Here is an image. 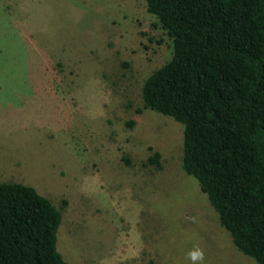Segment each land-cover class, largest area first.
Returning a JSON list of instances; mask_svg holds the SVG:
<instances>
[{"label": "rangeland", "instance_id": "obj_1", "mask_svg": "<svg viewBox=\"0 0 264 264\" xmlns=\"http://www.w3.org/2000/svg\"><path fill=\"white\" fill-rule=\"evenodd\" d=\"M143 0H0V182L60 210L69 264H255L180 169L181 127L141 109L169 58ZM131 122L128 127L127 122ZM160 169L143 167L151 153Z\"/></svg>", "mask_w": 264, "mask_h": 264}, {"label": "trees", "instance_id": "obj_2", "mask_svg": "<svg viewBox=\"0 0 264 264\" xmlns=\"http://www.w3.org/2000/svg\"><path fill=\"white\" fill-rule=\"evenodd\" d=\"M143 2L169 58L141 83L135 111L180 125L181 172L233 247L264 264V0ZM143 167L159 170L158 153ZM63 206L0 182V264H69L55 249Z\"/></svg>", "mask_w": 264, "mask_h": 264}, {"label": "clouds", "instance_id": "obj_3", "mask_svg": "<svg viewBox=\"0 0 264 264\" xmlns=\"http://www.w3.org/2000/svg\"><path fill=\"white\" fill-rule=\"evenodd\" d=\"M190 264H204V252L201 248L196 247L187 253Z\"/></svg>", "mask_w": 264, "mask_h": 264}]
</instances>
